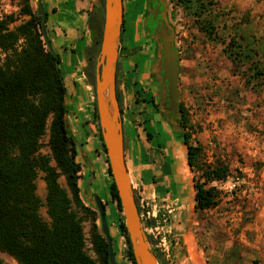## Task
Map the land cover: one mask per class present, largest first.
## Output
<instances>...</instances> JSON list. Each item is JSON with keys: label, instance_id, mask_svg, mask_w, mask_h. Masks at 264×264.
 Instances as JSON below:
<instances>
[{"label": "trees", "instance_id": "1", "mask_svg": "<svg viewBox=\"0 0 264 264\" xmlns=\"http://www.w3.org/2000/svg\"><path fill=\"white\" fill-rule=\"evenodd\" d=\"M171 1L182 6L187 16L211 38L222 37L217 0ZM99 2V9L90 17L96 51L89 55L86 66L94 88L104 14L103 0ZM20 4L19 15L0 19V53L4 55L0 56V251L12 256L18 264H110L108 241L97 223L98 208L86 205L81 196L82 164L77 160L76 141L67 125L66 86L58 66L60 56L46 46L43 17L34 11L31 0H20ZM19 16L28 18L11 27ZM146 29L150 35L155 34L153 28L146 26ZM225 51L233 61L249 64L250 78L264 77L259 49L250 35L241 32L232 37ZM124 52L127 49L121 46L120 54ZM119 102L123 115L121 96ZM180 108L182 115L177 121L184 128L187 164L191 171L198 170L202 148L191 142L186 109L183 105ZM96 117L98 120L97 108ZM98 128L106 152L99 122ZM106 160L112 179L110 195L119 211V229L126 240L125 255L136 264L108 157ZM40 173L47 188L45 199L37 193ZM201 176L204 180L194 177L196 210L218 204L217 189L210 182L226 179L228 167H209ZM136 201L139 205L138 198ZM43 205L47 207L48 219L41 214ZM86 221L90 222L88 237ZM87 239L95 256L86 249ZM148 240L154 244L152 236L148 235ZM152 249L160 264H170L158 250ZM0 264L14 263L0 259Z\"/></svg>", "mask_w": 264, "mask_h": 264}, {"label": "rangeland", "instance_id": "2", "mask_svg": "<svg viewBox=\"0 0 264 264\" xmlns=\"http://www.w3.org/2000/svg\"><path fill=\"white\" fill-rule=\"evenodd\" d=\"M151 1L123 0L125 23L120 48L123 43L130 54L128 57L136 58L141 69L147 55L140 52L135 42V21L142 11L139 23L146 32L144 23L148 22ZM163 1L167 9L166 23L173 29V41L179 50L180 105L186 109L191 142L202 148L197 162L199 169L191 171L192 183L194 185V177L204 180L201 175L206 168L228 167L226 179L210 182L217 189L218 204L196 210L203 230L208 231L209 240L215 242L218 263L264 264V77L250 78L249 64L233 61L225 51L232 37H238L241 32L250 35L256 41L264 66V0H217L221 14L219 30L223 38H211L187 16L182 6L171 0ZM20 9V0H0V19L19 15ZM19 17L11 27L28 18ZM150 36L153 38L154 35ZM159 45L157 43L158 51ZM0 56L4 55L0 53ZM118 82L120 87V79ZM121 100L123 118H128L124 95ZM182 130L184 128H172L174 149L183 152L179 154L180 158L187 160ZM78 147L81 148L80 143ZM42 175L40 173L37 179V193L45 199L47 188ZM87 178H91V173ZM60 181L65 185L63 177ZM96 183L100 193L94 197L107 203L106 217L117 264H132L125 255L126 240L119 229V211L110 195V183L104 178H96ZM110 207H113L112 212ZM40 211L48 219L46 205ZM97 223L102 229L100 212ZM84 225L88 237L90 222L86 221ZM86 249L95 256L89 239ZM0 259L18 264L2 251Z\"/></svg>", "mask_w": 264, "mask_h": 264}, {"label": "crops", "instance_id": "3", "mask_svg": "<svg viewBox=\"0 0 264 264\" xmlns=\"http://www.w3.org/2000/svg\"><path fill=\"white\" fill-rule=\"evenodd\" d=\"M31 4L44 18L47 35L60 56L58 66L66 86L67 125L76 141L77 160L82 164L81 196L86 205L96 209L94 196L100 193L96 178L109 183L112 180L99 134L95 88L86 70L89 55L96 51L90 17L97 12L100 2L31 0ZM141 14L142 11L135 21V42L140 52L147 55L144 68L139 67L136 58H129L127 52L119 53L118 58V81H121L118 90L120 96L124 95L129 111V117L123 121L125 158L132 185L137 192L146 197L156 195L175 209L170 264H220L215 242L203 230L195 208L191 170L186 158H180L183 152L174 149L172 128L178 129L179 123L177 118L167 115L165 89L160 83L161 55L154 38L140 26ZM121 46L126 49L123 43Z\"/></svg>", "mask_w": 264, "mask_h": 264}, {"label": "water", "instance_id": "4", "mask_svg": "<svg viewBox=\"0 0 264 264\" xmlns=\"http://www.w3.org/2000/svg\"><path fill=\"white\" fill-rule=\"evenodd\" d=\"M103 27L95 71V95L98 122L106 147L112 177L118 190L136 264H160L143 228L135 191L125 158V135L122 110L117 92V67L124 24L123 0H103ZM164 16L165 13L162 12ZM43 38L48 49L55 53L47 35L45 20H42ZM162 42L161 68L166 81L165 97L174 120L180 117V59L173 44V29L167 23L155 28ZM181 129L182 126L179 124ZM183 137H184V130ZM100 212L102 230L108 241L110 264H117L113 238L107 223L105 203L94 197Z\"/></svg>", "mask_w": 264, "mask_h": 264}, {"label": "built area", "instance_id": "5", "mask_svg": "<svg viewBox=\"0 0 264 264\" xmlns=\"http://www.w3.org/2000/svg\"><path fill=\"white\" fill-rule=\"evenodd\" d=\"M138 198L139 215L143 228L154 239L151 244L164 258L170 260L173 255V214L174 207L158 199L156 195L146 197L134 188Z\"/></svg>", "mask_w": 264, "mask_h": 264}, {"label": "flooded vegetation", "instance_id": "6", "mask_svg": "<svg viewBox=\"0 0 264 264\" xmlns=\"http://www.w3.org/2000/svg\"><path fill=\"white\" fill-rule=\"evenodd\" d=\"M152 5L149 8V17H148V22L144 23V26H149L150 28H153L154 33H155V28L158 26V24L160 23H166V18H167V12H166V8H165V1L163 0H152ZM166 12L165 16L162 15V12ZM154 40L156 41V43L160 44V48H159V52L162 53V42L159 38V34H154L153 36ZM161 55V54H160ZM161 68V67H160ZM118 76V75H117ZM118 82V79H117ZM161 86L163 87L164 85H166V81L165 79L162 77L160 80ZM117 90H118V86H117ZM166 91V90H165ZM119 98H120V93H119ZM165 108L168 110L167 115L170 118H174V114H172L169 111V106H168V100L167 98H165ZM160 104V103H159ZM182 115V114H181ZM180 118V117H179ZM177 118V120L179 119Z\"/></svg>", "mask_w": 264, "mask_h": 264}]
</instances>
